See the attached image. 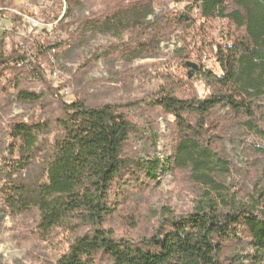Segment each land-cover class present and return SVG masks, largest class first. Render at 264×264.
Segmentation results:
<instances>
[{"label":"trees","instance_id":"16d2710c","mask_svg":"<svg viewBox=\"0 0 264 264\" xmlns=\"http://www.w3.org/2000/svg\"><path fill=\"white\" fill-rule=\"evenodd\" d=\"M58 1L67 6L58 23L70 38L115 37L122 44L113 50L127 62L156 55L163 39L194 27L186 15L157 14L156 0H95L100 7L90 12L85 9L90 0ZM192 1L187 7L199 9L203 28L227 22L224 41L211 46L222 72L188 61L209 88L206 96L170 77L143 100L147 108L173 117L171 152L161 158L134 150L137 140L151 141L156 150L159 137L152 124L137 120L134 107L140 101L80 98L64 102L62 115L52 122L16 120L0 162V234L6 217L37 208L43 240L67 232L68 249L52 264L264 263V189L244 196L227 184L235 165L225 147L235 131L253 135L255 142L245 146L264 173V0ZM43 48L46 53L55 47ZM113 50L93 52L83 66ZM22 69L46 80L37 55L22 48L7 53L2 38L0 78L11 72L6 89L15 88L20 102L42 101L43 93L21 87ZM171 172L187 174L200 188L193 208L177 212L164 206L150 235H118L116 219H131L132 227L138 223L130 202L136 190L145 191L161 173ZM250 248L252 253L243 254Z\"/></svg>","mask_w":264,"mask_h":264},{"label":"rangeland","instance_id":"374dc122","mask_svg":"<svg viewBox=\"0 0 264 264\" xmlns=\"http://www.w3.org/2000/svg\"><path fill=\"white\" fill-rule=\"evenodd\" d=\"M26 1L32 6L30 10L25 8L24 0H13L12 5L26 12L39 26L33 27L31 22L17 14H6L5 27L0 28V40L4 38L7 53L22 48L38 56L46 80L32 77L26 69L19 70V76L21 87L43 93L44 99L38 103L20 102L15 97V88L6 89L11 72L8 71L6 77L0 78V162L7 155V147L11 142L9 128L12 122H52L62 115L64 102L71 103L80 98L93 103L140 101L141 104L134 107L137 120L143 126L147 122L152 124L159 137L156 150L151 141L147 143L143 140H137L133 148L141 156L153 152L165 158L172 147L168 124L173 117L164 115L158 109L147 108L143 100L149 99L170 77L188 81L189 88L200 96H206L209 88L197 77L198 71L196 73L193 67L188 66V61L221 73V67L211 53V46L213 42L224 41L227 22L216 20L203 28L201 24L204 20L200 18L199 9L194 7L190 10L187 7L194 5L192 0H156L157 14L171 19L186 15V18H191L188 20L194 27L178 28L171 36L163 39L156 55L127 62L115 51L119 49L116 46L122 44L115 37L99 35L87 42H75L70 38L69 33L58 23L67 10L64 3L60 4L58 0ZM99 7L95 0L85 3L86 12ZM44 45H52L55 49L43 53ZM101 50H113L114 55L83 66L93 52ZM66 85H70L68 93L63 91ZM54 134L53 130L48 137L52 140ZM253 142V135L239 130L225 142L226 151L235 165L234 171L227 178V184L238 189L240 195L244 196L257 193L259 188L264 189L263 169L256 166L254 153L245 146ZM199 193L200 188L193 184L187 174L161 173L148 189L142 192L137 189L130 201L131 206L136 207L137 225L132 227L129 224L131 219L122 221L118 218L114 223L116 232L135 239L150 235L164 206L177 212L189 211ZM39 222L40 213L37 208L6 217L0 234V264H52L67 251V232L62 231L52 241H45L38 229ZM252 252L250 248L243 254ZM244 264L252 262L245 259Z\"/></svg>","mask_w":264,"mask_h":264},{"label":"built area","instance_id":"2783aa9c","mask_svg":"<svg viewBox=\"0 0 264 264\" xmlns=\"http://www.w3.org/2000/svg\"><path fill=\"white\" fill-rule=\"evenodd\" d=\"M12 2H13V0H0V28L5 27V24H4L5 15L9 14V13L10 14H17L20 17L22 16L24 19H27L29 22H31L33 24V27L39 26V23L37 21H35L33 18H31L26 12H23L19 8L14 7L12 5ZM23 3H24L25 8L27 10H30V8L32 7L31 4L26 0H24ZM54 74L56 75L57 72H54ZM69 88H70V85H66L63 88L64 93H68Z\"/></svg>","mask_w":264,"mask_h":264}]
</instances>
